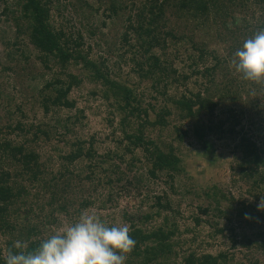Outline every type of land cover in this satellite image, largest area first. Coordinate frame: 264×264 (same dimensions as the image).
<instances>
[{"label":"trees","instance_id":"trees-1","mask_svg":"<svg viewBox=\"0 0 264 264\" xmlns=\"http://www.w3.org/2000/svg\"><path fill=\"white\" fill-rule=\"evenodd\" d=\"M60 1L0 0V9L4 4L0 16L6 17L13 31L12 38L4 42L8 64L5 66L0 58V73L17 79L22 70H29L32 55L45 70L55 72L37 93L46 117L74 112L77 100L72 98L73 91L86 82L92 83V95L112 109L110 126L119 117V129L129 144L121 149V142L118 148L123 151L102 154L94 138L86 140L79 135L86 119L84 110L77 109L75 116L65 120L54 117L53 122L25 123L27 101L17 102L22 97L12 99L20 118L0 127V238L5 241L4 246L0 245V264H6L10 249L19 251L13 247L17 242L25 245V252L35 250L51 236V225L58 224V216H80L95 206L105 209L107 203H115L112 194L119 190L118 186L130 194L133 190L143 194L149 181L165 178V185L175 192L178 178L185 175V179H192L175 143L162 142L161 136L151 135L154 129L160 133L170 129L172 117L190 125L185 131L178 124L173 126L178 141L193 138L207 157L215 156V143L232 144L235 162L231 168L243 183H251L248 193L255 203L248 205L228 198L218 185L187 193L200 198L199 193H203L222 220L232 222L234 218L242 227L258 228L256 239L244 237L241 246L264 250V210L258 207L264 200V82L245 80L231 64L244 41L264 30V0H132L131 7L125 0H77L80 7L75 12L87 19L103 6L107 20L127 14L123 40L134 44L127 50L130 57L121 58L125 64L132 63V74L142 82L138 84L116 74L103 57H92V49L84 44L81 32L74 36L66 33L63 26L55 25L53 12ZM182 28L184 33L179 32ZM189 29L192 34L187 33ZM205 29L211 30L208 35H214V41L222 43L220 50L211 48L206 35L203 40L193 35ZM96 30H91V35H96ZM178 60L182 67L177 66ZM37 80L39 77L32 75L31 82ZM144 82L151 83L156 95L165 97L159 110L152 104L148 105L150 108L143 106L147 96ZM190 82L195 87L191 88ZM180 86L187 87L185 92L180 91ZM171 88L175 94L169 93ZM223 103L231 104L222 109ZM56 139L63 140L64 145L56 147ZM47 149L57 154L56 171L50 170L43 160ZM143 169L145 174L140 173ZM85 189L95 196L89 197ZM100 190L110 192L106 201L97 198ZM70 192L81 196L80 200L71 198ZM224 201L229 203V211L222 207ZM198 208L205 216L211 209ZM153 209L155 213L149 212L139 220L124 212L130 235L136 241L125 264H176L179 260L176 247L182 245L178 240L180 226L164 216V212L174 211L166 192L156 196ZM162 216L164 221L157 223ZM196 224L200 226L201 220L196 219ZM224 233L225 229L215 232ZM230 233L235 248L234 239L238 236L234 228ZM182 261L231 264L224 252L215 255L192 251Z\"/></svg>","mask_w":264,"mask_h":264},{"label":"rangeland","instance_id":"rangeland-1","mask_svg":"<svg viewBox=\"0 0 264 264\" xmlns=\"http://www.w3.org/2000/svg\"><path fill=\"white\" fill-rule=\"evenodd\" d=\"M8 1L9 3L12 2V0ZM90 1L91 3H94L95 0ZM124 2L127 6H132V0H125ZM3 5L4 4H1L0 14L2 13ZM55 6L53 20L57 27L63 26L66 33L74 36H77V33L81 32L83 34L84 44L92 49V57H103L104 60L107 61V65L114 69L116 74L123 76V79L129 77L132 80V83H142L139 82L140 79L137 78L135 74H132V63L128 62L125 64L121 58L123 55H125V59L130 57L127 50L130 48V45L134 44L133 41L126 43L123 40V35L126 32L127 26V14L124 15L123 13L125 17L122 16L119 19L110 21L107 20L106 15L104 14L105 6H103L99 13H92V18L87 19L85 16L78 15L80 13L75 12V9L80 7L77 0H61L60 3H56ZM96 7L98 6L96 5ZM56 8H58L59 11ZM88 14L91 16V12ZM0 20V58L3 59V63L6 66L8 60L5 55L6 46L4 42H7L8 39L12 38L13 31L8 27L10 23L5 21V16H0ZM105 21L106 25L103 24ZM96 28H98V30H96L97 34L91 35V30L94 31ZM183 29L184 28L179 32L184 33ZM207 30L209 29L197 30V34L193 35H198V39L202 40L206 35V41H209L211 48L219 49L218 47L219 45L221 46L222 43L218 40L214 41L215 36L213 35V38L210 37L211 34H208L211 30ZM187 33L192 34V29H189ZM222 48H224L223 45ZM31 61L32 65L29 70H22L17 79H14L9 73H0V127L19 120L20 114L15 113V102L12 99L22 97V99L19 98L17 102L20 103L22 100H25L28 103L27 107H25V113L27 116V118L24 119L25 123H42L50 120L53 122L54 117H59L60 119L65 120L69 116H75L77 109L84 110L86 119L83 121V124L80 125L82 127L79 131V135L86 140L94 138V142L102 154L123 151L118 148L120 147V143L123 142L122 147H120L121 149H124L129 143L125 139L124 133L119 129L118 120L120 118L118 117V120L115 118L114 125L110 126L109 120L111 119L112 109H110L105 101L100 98H95L92 95V83L86 82L82 88L73 91L72 98L77 100V109L73 110L74 112H62L56 116L51 114L46 117L42 113L43 110L39 105L37 93L41 89V85L44 84L43 82L51 80L54 77L55 72L45 70V68L40 65V62L36 59L35 55L31 56ZM116 64L118 65L116 66ZM176 64L178 67L183 66L180 63V60H178ZM22 65L23 64H21V66ZM17 69H19L18 71L21 70V68ZM32 75L35 77L38 76L39 80L31 82ZM190 83L191 88L195 87L192 82ZM22 84L24 87L21 89ZM14 85H16V88ZM144 86V92L147 96L145 97L146 103H144L143 106L149 107L148 105L152 104L153 107L159 110L165 103V97H159L156 95L151 83L144 82ZM191 88L189 89L191 90ZM179 89L181 92H185L187 87L180 86ZM16 90H23L22 94L16 93ZM169 93L175 94V89L171 88ZM154 96H157L158 99L154 100ZM258 96H261V93H258ZM229 104L231 103H223L222 109L229 107ZM171 122L170 129L162 131V133H160L161 131L159 129H154L151 131V135L154 138L161 136L160 140L162 142L172 141L175 143L174 145L177 146L181 156L184 158V166L186 167L187 175L192 177V179H185V175L182 176L181 179L178 178L176 181L175 192L169 190L168 186L165 185V178L159 181H149L148 187L144 189L143 194H138L136 190H133L130 194L124 192V190L121 189V186H118L117 188L119 190H115L113 192L114 194H112L115 203H107L105 209H97V206H95L86 211L97 214L107 225L130 226V223L123 218L124 212L129 213L127 216L132 219L135 216L137 218L136 220H139L149 212L155 213L156 209H153V206L156 204V196H161L163 195V192H166L169 200L173 203L174 211L164 212V216L169 217L171 224L175 223L177 226H180L181 232L178 240L182 245L176 247V250L180 253V258L176 264H182L183 256L192 251H197L199 253L207 252L215 255L220 252L228 253L231 264H264V250L258 248L245 249L241 246V239L244 237L253 240L256 239L254 235L258 232V228L252 229L242 227L234 218H232V222L226 219L222 220L216 216L217 212L212 210L215 205H213L212 202L207 201L205 195L199 193L201 191H198L202 196L201 198L197 197L195 194L189 195L187 193V191L197 192V188L200 190L199 187H213L218 185L228 198L231 197L235 198L236 201L247 202L248 205L255 203L254 198L248 193L251 183H243L241 177L238 176L237 173H234L231 168L235 162L234 154L232 153V144H229V147L225 144L226 142L215 143V156L207 157L203 154L201 147L193 138L187 137L183 142L178 141V136L174 132L173 126L178 124V127H180L182 131H185L190 125L182 124L181 121L178 119L176 120V118L174 119V117H172ZM148 132H150V130ZM55 142L57 145L56 147H61L64 145L63 143H65L63 140L59 142L58 139H56ZM43 160L48 164L50 170L56 171L58 169L57 154L51 149L43 151ZM145 171L146 170L143 169L140 173L143 172L145 174ZM262 187L264 188V185ZM85 190L88 191V189ZM259 192H261V190L257 191V193ZM109 193L108 191L102 192V190H100L96 196H98L97 198L105 199L106 201L109 198ZM86 194H90L89 197L95 196L91 191H88ZM99 194H103V197H100ZM70 197L80 200L81 196L70 192ZM261 198L264 199V195H262ZM144 201H146V203H144ZM199 206H202L204 209L211 208L209 211L210 213L206 216L203 215L198 208ZM222 207L229 211L230 205L224 201ZM78 218L79 216L73 214L70 218L66 216H58V224L51 225L49 234L53 235L58 230L68 227L75 222V219L78 220ZM196 219L201 220L202 224L200 226H197ZM163 221L164 217L162 216V218L157 219L156 222L161 223ZM231 228L235 229V234L238 236L237 239H234L237 240L235 248L233 239L231 238ZM217 229H225V233L223 235H216L215 232ZM4 242V239L0 238L1 246H4Z\"/></svg>","mask_w":264,"mask_h":264},{"label":"clouds","instance_id":"clouds-1","mask_svg":"<svg viewBox=\"0 0 264 264\" xmlns=\"http://www.w3.org/2000/svg\"><path fill=\"white\" fill-rule=\"evenodd\" d=\"M231 64L247 81L264 82V30L244 41ZM259 209L264 210V200ZM246 218H248L246 216ZM136 241L127 225H107L100 216L84 211L78 220L43 240L30 252L17 242L6 264H125Z\"/></svg>","mask_w":264,"mask_h":264}]
</instances>
